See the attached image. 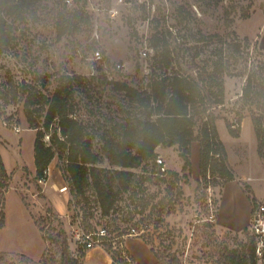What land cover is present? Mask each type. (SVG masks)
I'll list each match as a JSON object with an SVG mask.
<instances>
[{
	"label": "rangeland",
	"instance_id": "374dc122",
	"mask_svg": "<svg viewBox=\"0 0 264 264\" xmlns=\"http://www.w3.org/2000/svg\"><path fill=\"white\" fill-rule=\"evenodd\" d=\"M98 6L102 10L97 12ZM180 7L190 13L184 19ZM75 10L91 23L72 19L70 30L59 35L58 23ZM153 18L161 20L178 58L171 71L209 68L205 60L215 47L230 48L224 103L209 111L217 117L229 166L244 191L251 199L252 185L264 194V157L253 126L254 117L264 121V0H73V5L41 0L35 15L14 22L12 43L0 49V152L8 174L0 172V264H53L57 249L51 236L58 231L66 232L71 253L76 231L107 228L109 240L103 248L81 253L82 264H111L112 259L118 264H221L220 249L241 247L251 238L248 227L237 233L217 225L225 181L215 184L210 176L205 181L195 165L183 176L177 146L157 148L167 162L166 174L156 175L157 165L151 163L135 169L149 178L120 193L109 214L103 213L93 189L72 193L58 158L49 166L47 184L37 178V130L29 127L24 100L15 95L19 85L26 81L49 94L58 75L82 76L75 85L76 109L102 157L99 166L114 168L108 155L117 141L126 146L123 124L144 117L146 110L108 81L147 87ZM170 26L176 32H168ZM95 50L101 51V60L93 58ZM249 74L257 86L246 97ZM62 186L67 189L60 191ZM133 227L138 234H130Z\"/></svg>",
	"mask_w": 264,
	"mask_h": 264
},
{
	"label": "trees",
	"instance_id": "16d2710c",
	"mask_svg": "<svg viewBox=\"0 0 264 264\" xmlns=\"http://www.w3.org/2000/svg\"><path fill=\"white\" fill-rule=\"evenodd\" d=\"M40 1L0 0V49L12 43L14 22L35 15ZM179 13L181 19L190 14L183 7H180ZM79 18L87 24L91 23L88 15L75 10L64 22L58 23L59 35L70 30L72 19ZM149 24L152 30L149 42L154 53L147 87L138 88L126 81H108L113 90L123 92L132 103L146 110L144 117L129 119L123 124L125 128L121 136L126 146L119 147L120 141H117L115 145L118 147L108 155L114 168L99 166L102 157L94 148L88 124L76 109L75 85L82 76L68 73L58 75L49 94L26 81L19 85L18 92L15 91V95H20L24 100L29 127L37 130L34 140L37 178L45 177L51 162L58 158L63 162L72 193L80 196L93 189L104 214H109L120 193L136 189L138 185L135 183L142 184L145 178H149L145 172L138 175L135 169L150 163L156 166L157 148L160 146L178 147L183 160V176L187 177L192 171L191 145L198 141L201 177L205 181L212 179L215 184L217 179L225 182L235 179L225 144L217 129V117L209 111L213 106L224 103V74L230 48L215 47L205 60L209 68L195 72L171 71L174 60L178 58L173 56L166 42L165 31L160 27L161 20L153 18ZM169 28L168 32H176L172 26ZM256 82L255 76L249 74L244 96H251ZM48 83L51 84V81ZM253 126L258 153L264 157V121L254 117ZM0 172L8 175L1 152ZM255 199L251 195L252 203ZM51 240L57 249L52 263L68 264L70 252L66 232L53 233ZM219 260L221 264H257L252 239L249 238L241 247H223L219 250Z\"/></svg>",
	"mask_w": 264,
	"mask_h": 264
},
{
	"label": "built area",
	"instance_id": "2783aa9c",
	"mask_svg": "<svg viewBox=\"0 0 264 264\" xmlns=\"http://www.w3.org/2000/svg\"><path fill=\"white\" fill-rule=\"evenodd\" d=\"M68 5H73V0H64ZM119 3L123 0H118ZM97 12L102 10L99 6L96 8ZM97 23V18L96 21ZM93 58L95 60H101L102 55L100 50H95L93 52ZM121 65L118 64V67ZM156 175H164L167 173V162L161 157L156 158ZM49 168L46 171V176L39 179L41 184L48 183ZM248 181H252V177L247 178ZM56 186V184H54ZM58 187V186H57ZM66 186L59 188L60 191H65ZM249 233L253 241L254 246V256L257 264H264V196L262 198L256 199L252 203L251 208V218L249 223ZM130 234H138L137 229L133 227ZM109 232L106 227H100L97 230H78L73 235L72 240L74 243V248L69 256L68 264H82L81 253L91 250L93 248H103L104 244L109 240ZM111 264H118L114 259L111 260Z\"/></svg>",
	"mask_w": 264,
	"mask_h": 264
},
{
	"label": "crops",
	"instance_id": "0c3cea01",
	"mask_svg": "<svg viewBox=\"0 0 264 264\" xmlns=\"http://www.w3.org/2000/svg\"><path fill=\"white\" fill-rule=\"evenodd\" d=\"M191 152L192 168L194 169L193 166L195 165V168L198 169L200 161V143L198 141L192 143ZM230 167L232 166L230 165ZM233 172L236 178L225 182L222 186L216 222L224 230L240 233L249 226L252 201L238 181V174ZM250 189L255 198L264 196V194L258 195L252 185H250Z\"/></svg>",
	"mask_w": 264,
	"mask_h": 264
}]
</instances>
